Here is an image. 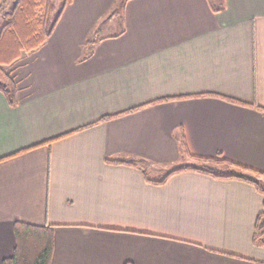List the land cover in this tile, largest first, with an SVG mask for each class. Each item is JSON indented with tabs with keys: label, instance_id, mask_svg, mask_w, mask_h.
I'll return each instance as SVG.
<instances>
[{
	"label": "crops",
	"instance_id": "0c3cea01",
	"mask_svg": "<svg viewBox=\"0 0 264 264\" xmlns=\"http://www.w3.org/2000/svg\"><path fill=\"white\" fill-rule=\"evenodd\" d=\"M115 1L73 0L6 69L0 264L16 221L52 228L50 264H264L253 185L148 174L190 156L264 174V0H126L120 31L99 37ZM125 159L148 165L107 162Z\"/></svg>",
	"mask_w": 264,
	"mask_h": 264
},
{
	"label": "trees",
	"instance_id": "16d2710c",
	"mask_svg": "<svg viewBox=\"0 0 264 264\" xmlns=\"http://www.w3.org/2000/svg\"><path fill=\"white\" fill-rule=\"evenodd\" d=\"M72 1L62 0V7L53 19L50 18L52 0H16L14 3L9 17L0 28V72L3 73L4 71L3 77L6 78V81L0 82V90L11 106L17 103V89L15 82L5 68H11L23 56L38 50L50 37L65 7ZM91 50L92 45L89 41L86 44V51L90 53ZM110 118H103L101 121ZM27 150H21L16 154ZM190 158L192 163L170 170L158 180L149 179V181L161 184L177 173L192 171L218 180H240L253 185L263 196L262 210L254 226L253 244L264 246V186L258 179L264 174L223 158L212 159L193 156ZM107 162L141 166L145 169L148 165L144 160L136 159L107 160ZM13 233L15 237L13 253L10 257L3 259L1 264H50L54 242L52 228L16 221L13 225Z\"/></svg>",
	"mask_w": 264,
	"mask_h": 264
},
{
	"label": "rangeland",
	"instance_id": "374dc122",
	"mask_svg": "<svg viewBox=\"0 0 264 264\" xmlns=\"http://www.w3.org/2000/svg\"><path fill=\"white\" fill-rule=\"evenodd\" d=\"M126 0H116L115 3L112 5L109 13L103 18V20L98 25V29L96 30L97 36H105L111 35L112 33H118L122 26L123 22V7L124 2ZM218 0H211L212 3H217ZM16 0H0V28L6 22L9 14L12 10V7ZM62 7V0H52V6L50 11V18L53 19L57 16L58 12ZM9 68H5V70ZM4 71L0 72V82L6 81L3 77ZM10 76V75H9ZM2 82V83H3ZM178 166H171L168 168H157L152 171H148L150 177L154 179L161 178L165 173H167L170 169L175 168ZM261 185L264 186V180L261 181Z\"/></svg>",
	"mask_w": 264,
	"mask_h": 264
}]
</instances>
